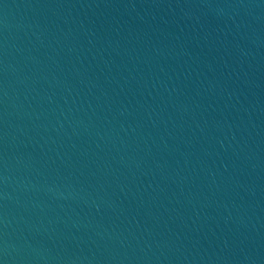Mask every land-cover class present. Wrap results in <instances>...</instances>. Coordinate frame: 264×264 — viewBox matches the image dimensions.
Returning a JSON list of instances; mask_svg holds the SVG:
<instances>
[{"label":"water","instance_id":"1","mask_svg":"<svg viewBox=\"0 0 264 264\" xmlns=\"http://www.w3.org/2000/svg\"><path fill=\"white\" fill-rule=\"evenodd\" d=\"M0 264H264V0H0Z\"/></svg>","mask_w":264,"mask_h":264}]
</instances>
